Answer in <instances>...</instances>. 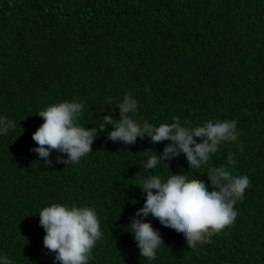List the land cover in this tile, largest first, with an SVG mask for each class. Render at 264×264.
I'll list each match as a JSON object with an SVG mask.
<instances>
[{
    "label": "trees",
    "instance_id": "16d2710c",
    "mask_svg": "<svg viewBox=\"0 0 264 264\" xmlns=\"http://www.w3.org/2000/svg\"><path fill=\"white\" fill-rule=\"evenodd\" d=\"M125 93L138 102L137 121L235 119L238 139L199 169L183 154L145 169V150L160 154L169 142H113L111 125L76 164L55 150L46 164L32 151L47 106L83 102L79 124L99 131L105 115L119 119ZM0 117L16 125L0 134V257L11 264H59L39 225L52 203L95 209L102 237L88 264H264V0H0ZM221 165L251 186L234 224L210 243L193 250L151 214L136 216L141 179L184 173L210 184L209 167ZM133 218L159 231L155 260L140 255Z\"/></svg>",
    "mask_w": 264,
    "mask_h": 264
},
{
    "label": "clouds",
    "instance_id": "9594fccd",
    "mask_svg": "<svg viewBox=\"0 0 264 264\" xmlns=\"http://www.w3.org/2000/svg\"><path fill=\"white\" fill-rule=\"evenodd\" d=\"M108 104L113 103L107 97ZM119 119L105 115L103 123L96 128L87 129L78 122L84 109L83 102L77 100L62 101L39 111L43 123L32 134L37 147L32 149L38 156L50 164L53 150L66 154L67 159L58 157L64 164L79 163L81 158L92 152L91 145L105 125H111L108 139L133 145L137 138L150 137L152 144L168 141L162 153L157 154L146 149L145 169H153L161 162L165 163L180 154L186 157L189 167L199 169L209 164L210 157L221 150V145L236 142L237 120H206L202 126H182L179 116H173L171 123L154 126L147 120L137 121L133 115L137 112L138 102L125 93L122 101L116 103ZM246 111V109H245ZM185 120V125H187ZM15 122L0 117V134L7 135ZM195 138H200L197 142ZM240 151L243 147L239 146ZM231 152L227 164L235 165ZM168 166V165H167ZM210 184L183 174H172L166 180L158 175H150L137 185L145 193L143 207L136 216L147 217L151 214L161 225L182 233L189 248L196 249L198 244L211 242V237L220 234L234 224L238 212L235 205L243 199L246 189L251 186L247 175H233L226 165L210 166L207 171ZM155 190V191H153ZM39 225L44 229L43 245L54 252L59 264H88L96 242L102 237L100 220L94 208L52 203L39 211ZM140 255L155 260L157 250L163 244L159 231L142 219L133 218L129 229ZM0 264H11L6 257H0Z\"/></svg>",
    "mask_w": 264,
    "mask_h": 264
}]
</instances>
